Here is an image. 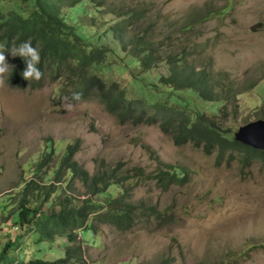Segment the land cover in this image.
<instances>
[{
  "label": "rangeland",
  "instance_id": "obj_1",
  "mask_svg": "<svg viewBox=\"0 0 264 264\" xmlns=\"http://www.w3.org/2000/svg\"><path fill=\"white\" fill-rule=\"evenodd\" d=\"M137 1L151 8L141 28L152 23L161 27L158 33L169 26L179 32L187 21H196L192 33L174 28L175 44L195 49L192 66L205 68L213 88L242 90L241 112L229 124L234 134L257 120L255 110L264 106V0H111L122 6ZM15 4L0 0L6 13ZM24 6L32 10L30 3ZM224 6H230L225 16L202 19L205 9ZM64 12L82 18L72 9ZM158 74H167V68L153 72L155 82ZM59 90V84L48 83L21 91L0 78V253L23 232L12 211L22 181L42 155L52 154L53 167L72 145L74 159L90 175L114 170L133 186L135 200L166 216L140 219L126 232L104 225L97 235L88 234L85 239L95 243L92 264H264V163L242 166L236 152L219 159L217 149L178 145L159 123H121L98 100L70 102ZM159 162L185 168L187 182L162 189L152 178ZM77 188L84 190L79 182ZM56 238L63 246L64 237Z\"/></svg>",
  "mask_w": 264,
  "mask_h": 264
},
{
  "label": "trees",
  "instance_id": "obj_2",
  "mask_svg": "<svg viewBox=\"0 0 264 264\" xmlns=\"http://www.w3.org/2000/svg\"><path fill=\"white\" fill-rule=\"evenodd\" d=\"M15 3L8 13L0 7V45L6 48L30 40L40 51L42 76L25 80L20 75L22 59L5 53L7 62L14 66L12 73L10 67L3 75L10 88L32 91L57 83L66 100H98L121 123H159L178 145L190 142L209 153L217 149L219 159L226 152H236L242 166L264 163V150L241 143L229 127L230 120L241 112L237 96L242 90L231 93L233 85H226L225 91L213 88L205 68L192 66L189 56L195 49L175 44L173 30L177 32V27L163 28L160 33L157 30L161 27L152 23L141 28L151 9L142 1L125 6L111 0ZM26 3L32 10L24 6ZM87 4L90 10H86ZM68 9L79 12L82 18L66 15ZM229 12L230 6L207 8L202 19ZM195 22L187 21L177 33H192ZM113 43L118 47L113 48ZM162 66L167 74H158L155 82L153 72ZM109 71L112 76L108 78ZM74 92L80 94L79 101L71 98ZM203 102L222 107L218 110ZM255 113L257 120L264 119V106ZM76 152L77 148L68 146L53 167H49L52 154L42 155L43 162L38 161L32 175L22 181L12 211L17 229L23 232L6 243L0 264H92L95 243L85 236L97 235L101 226L126 232L140 219L165 220L164 212L134 199L133 186L126 177L117 176L114 170L90 175L74 159ZM158 165L152 178L165 191L187 182L185 168L162 162ZM56 237H64L63 246ZM21 250L26 254H20Z\"/></svg>",
  "mask_w": 264,
  "mask_h": 264
},
{
  "label": "clouds",
  "instance_id": "obj_3",
  "mask_svg": "<svg viewBox=\"0 0 264 264\" xmlns=\"http://www.w3.org/2000/svg\"><path fill=\"white\" fill-rule=\"evenodd\" d=\"M5 53L10 57H20L22 59L24 64V68L20 72L22 78L29 82L41 78L42 72L38 67L41 61L40 51L37 47L32 46L30 40H25L18 44H12L6 48L5 46L0 45V78H2L5 73L9 72L10 67L12 73L14 67L7 62ZM71 98L79 101L80 94L74 92Z\"/></svg>",
  "mask_w": 264,
  "mask_h": 264
},
{
  "label": "water",
  "instance_id": "obj_4",
  "mask_svg": "<svg viewBox=\"0 0 264 264\" xmlns=\"http://www.w3.org/2000/svg\"><path fill=\"white\" fill-rule=\"evenodd\" d=\"M235 136L245 145L264 150V119H258L242 126Z\"/></svg>",
  "mask_w": 264,
  "mask_h": 264
}]
</instances>
